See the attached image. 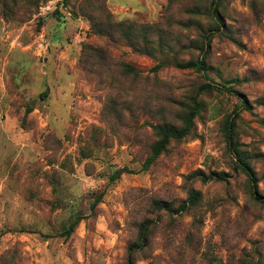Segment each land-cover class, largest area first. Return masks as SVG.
Wrapping results in <instances>:
<instances>
[{
  "label": "rangeland",
  "instance_id": "374dc122",
  "mask_svg": "<svg viewBox=\"0 0 264 264\" xmlns=\"http://www.w3.org/2000/svg\"><path fill=\"white\" fill-rule=\"evenodd\" d=\"M210 2L0 0V264H125L145 221L133 264H264V205L225 137L234 119L264 195V0H218L219 24ZM108 17L126 23L114 43ZM84 44L104 58L90 64ZM198 60L208 79L183 68ZM209 82L245 104L200 92ZM193 102L189 133L146 166L153 127L183 128ZM190 191L200 200L186 211L153 207L175 209Z\"/></svg>",
  "mask_w": 264,
  "mask_h": 264
},
{
  "label": "trees",
  "instance_id": "16d2710c",
  "mask_svg": "<svg viewBox=\"0 0 264 264\" xmlns=\"http://www.w3.org/2000/svg\"><path fill=\"white\" fill-rule=\"evenodd\" d=\"M68 1L69 0H63V3L66 4ZM209 9L211 10L212 17L214 18L216 23L219 24V22H221V16H220L219 10H218V0H211ZM106 20L109 22L108 26H107L108 30H104V32H103L104 35L103 34L102 35L106 39L107 42H110V43L113 42L114 43L113 31H119L120 32L123 29V27L126 25V23L114 22V21L111 22L109 17ZM129 25L134 26V24H129ZM91 27L94 30L93 31L94 35L97 34V36H99L101 34L102 31L99 29L98 25L91 23ZM125 34H126V36L131 37L133 42L137 41V40L132 38V36H133L132 32L128 27L125 28ZM101 51H102L101 47L98 48V47H93L90 44H84V46L82 47V55H83L82 57L85 60H89L90 64H93L94 62L100 61V59L104 58L103 57L104 55L102 53L103 51L102 52ZM183 68H193L197 71L203 72V76L208 79V77L205 73L206 66H205L204 60H198V61H195L192 63H188ZM128 72L131 74L135 73V71L130 69V68L128 69ZM203 91H205V92H209V91L222 92V91H224V92H227L229 94L236 96L240 101H243L242 105L245 104L244 100H242V98H243L242 95L237 91H233L232 88H230V87H224V86H220L216 83L209 82V83L201 86L200 92H203ZM198 109H199L198 104L193 102V105H192V108H191L189 114L184 117V120H183L184 127L181 129H179V128L171 125V124H167V123H163V124L156 125L153 127V130H154L156 136L158 137V140L153 145V147L151 149V154H150V157L147 158L146 166H148V164L154 162V160H156L160 156V154L165 150V148L167 147L168 143L171 140L182 139L189 133L192 122L198 113ZM235 116H236V118H238L239 115L236 114ZM233 129H234V119H232L231 121H226V123H225V137H226L227 145L230 147V149H231L230 151L237 156V160H238L239 164H237L236 167L247 178V181L249 184V192H250L251 200L256 204L264 205V195H260L257 191L256 178L253 175L251 169L247 166V164L243 162V160L240 156V153H239L238 149L236 148V145H235L234 140H233ZM120 174H121L120 171H116L114 173L113 178H117V176H119ZM214 178L219 179V177L215 176V175H210L207 178L204 176H200V179L203 183L206 180H212ZM100 199H101V196H98L94 203L99 202ZM199 200H200V193L196 192V191H190L187 199L175 209L171 208L169 205H167L166 203H163V202H155V203H153V207L157 211H164V212L170 213V214H178L180 212L186 211L190 207L195 206L199 202ZM78 222H79V220L77 219L74 222L70 223L68 225V227L65 229V231L62 233L63 236L68 238L73 233L74 228L76 227ZM148 228H149L148 221L143 222L139 226L138 234H137L135 242L132 243L127 249V258H126L125 264H133L134 254L138 251L143 250L147 246V244H148ZM239 264H261V263L259 261L253 262L252 259L248 262L246 260V257H245V259H241Z\"/></svg>",
  "mask_w": 264,
  "mask_h": 264
}]
</instances>
